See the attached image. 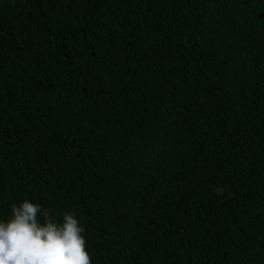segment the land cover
Segmentation results:
<instances>
[{"label":"trees","instance_id":"16d2710c","mask_svg":"<svg viewBox=\"0 0 264 264\" xmlns=\"http://www.w3.org/2000/svg\"><path fill=\"white\" fill-rule=\"evenodd\" d=\"M24 199L92 264H264V0H0V221Z\"/></svg>","mask_w":264,"mask_h":264},{"label":"clouds","instance_id":"9594fccd","mask_svg":"<svg viewBox=\"0 0 264 264\" xmlns=\"http://www.w3.org/2000/svg\"><path fill=\"white\" fill-rule=\"evenodd\" d=\"M84 232L74 210L57 221L29 199L12 203L0 221V264H92Z\"/></svg>","mask_w":264,"mask_h":264}]
</instances>
